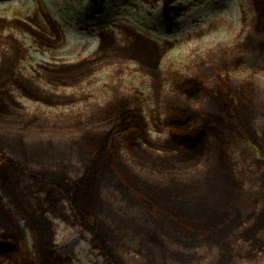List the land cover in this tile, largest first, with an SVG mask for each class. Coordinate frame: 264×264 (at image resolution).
Returning a JSON list of instances; mask_svg holds the SVG:
<instances>
[{
	"label": "rangeland",
	"instance_id": "obj_1",
	"mask_svg": "<svg viewBox=\"0 0 264 264\" xmlns=\"http://www.w3.org/2000/svg\"><path fill=\"white\" fill-rule=\"evenodd\" d=\"M168 5L165 0H0V83L11 82L0 104L5 112L0 115V233L14 243L18 238L20 249L0 257V264L21 263V250L36 264H161L162 259L182 264L166 244L143 241L142 231L133 228L143 223L136 213L138 204L130 206L115 186L103 185L116 216L104 215L103 207L99 216L114 221L124 215L127 220L117 249L120 257L112 256L102 242H94L101 228L104 231V221L98 217L105 226L93 224L83 211L78 215L73 197L61 194L56 180L67 174L74 181L80 165L71 162L84 165L85 157L71 149L73 143L79 133L106 118L104 112L122 97L140 108L144 131L139 139L145 148L160 156L170 149L180 153L185 148L176 145L172 131L184 128L181 124L188 120L192 126L204 124V115L214 111L215 104L208 95L189 102L174 93L175 86L209 76L212 69L226 87L245 94L240 96L247 98L242 113L252 115L256 136L242 127L239 136L213 125L203 136L206 149L187 168L161 172L142 165L137 150L117 139L98 164L114 169L116 181L122 180L132 193L128 173L139 179L136 185L172 178L189 184L187 191L173 189L179 199L186 200V206L199 205L193 212L205 209L243 221L238 236L260 221L264 160L246 141L264 152V60L260 67L245 61H261L255 40L264 39V19L253 0H173ZM17 45L23 58H16ZM237 57L244 58L241 69L234 66ZM218 83L211 81L210 89H217ZM44 96L48 100L41 99ZM173 103L192 113L174 122L169 111ZM19 135L25 138L23 148L13 146ZM43 141L52 150H39ZM61 151L68 159L58 154ZM12 157L16 170L8 161ZM3 213L22 235L15 226H1ZM259 237L256 252L255 240L241 239L231 264H264V228ZM206 246L192 251L199 254L192 264H215L218 250Z\"/></svg>",
	"mask_w": 264,
	"mask_h": 264
},
{
	"label": "trees",
	"instance_id": "obj_2",
	"mask_svg": "<svg viewBox=\"0 0 264 264\" xmlns=\"http://www.w3.org/2000/svg\"><path fill=\"white\" fill-rule=\"evenodd\" d=\"M105 1V0H96ZM173 0H165L166 7ZM255 8L258 11L260 18L264 19V0H253ZM169 8V7H168ZM44 12V11H43ZM52 21V20H50ZM264 32V31H263ZM260 37H264V34H260ZM257 36V39H260ZM59 39V36L58 38ZM264 39L255 40L258 42V48L261 53V61L252 58L251 60H244L247 64L260 67V63L264 60ZM19 45H17L16 58L20 59L21 53L23 52ZM254 50V49H253ZM244 59V58H242ZM237 57L233 62L236 69L243 67V60ZM7 61V60H6ZM212 74L209 76L193 77L187 82H182L179 86H175L174 93L182 98L190 101H198L202 95H208L212 99V103L215 104V110L206 113L204 116L205 123L200 126H192L190 120L183 122L181 124V129H175L172 131V137L176 145L183 146L185 149L180 153L175 150H167L164 155H155L149 149L143 146L140 141L141 133H143L144 128L142 127L143 119L140 113V108L134 107L129 104L128 98L122 97L118 99L117 103L112 105L104 114L106 118H102L99 121L91 124L88 129L84 130L83 133H79L75 140L74 148H71L75 153L84 155L85 161L84 165L79 164V162H71L73 166H79V172L77 177L72 181L71 177L62 175L61 178H57L56 184L57 188L61 194H66L72 196V204H76L77 214H81V211L86 213L88 219L93 224H102L98 217L101 218L105 223L104 231L101 228L99 236L94 238L95 241L102 242L103 248H105L112 256L120 257L118 255V245L121 243L120 235L122 231H125L122 227L123 224L127 222L124 215H119L114 221L108 217H100L102 207L104 208V215L106 216H116L114 214L115 210L107 202L103 191V185L106 187L115 186L122 196L124 201H126L130 206L138 204L137 209L140 216L142 217V222L135 224L133 228L140 229L142 231L143 241L152 245L166 244L168 249H172L173 259L181 261L182 264H192L199 255L198 252L192 253L197 248L205 246L207 244V249L218 250L215 254V264H231L236 255L239 254L236 244L241 241V239L250 243L251 240H255L253 245L255 252L257 251L256 246L259 243V232L264 228V214L260 221L253 226L246 229V231L237 235V230L243 227L245 224L243 221L238 222L236 218H229L227 214L217 213L211 215L205 209L199 212H193L192 210L197 207L192 205L186 206L188 203L186 200L179 199V193L173 191V189L181 187L189 188V184H180L176 182L175 179H171L169 182L164 181L163 183L143 181L141 185L135 184L138 178L134 177L128 173L130 181L134 184L135 191L131 192V189L127 187L122 180H117V175L114 169L110 170V166L105 167L100 166L98 161L101 159L102 153H105L109 148H115L114 140L122 139L128 146L133 150H137V158L140 163L144 166H149L153 172H161L167 170H178L179 167L187 168L191 161H193L198 154L206 149L204 142V134H206V129L218 125L229 130L232 133L241 135V130H248L255 136L257 135V128L254 122L251 121L252 115H243L241 106L244 100L247 98L245 94L239 90V88L233 89L224 84L221 81V74L212 69ZM217 81L218 88H211V81ZM222 83V84H221ZM11 85L8 80L2 81L0 83V104L6 99L7 87ZM40 98V97H39ZM41 99L48 100L46 96ZM52 103V102H49ZM3 109H0V115L5 114ZM169 111L175 116L174 122H181L184 120L185 116L192 113L190 109H186L180 104H169ZM252 111V110H249ZM201 117V115H197ZM29 125V124H27ZM241 127L243 129H241ZM106 131L102 133L104 130ZM99 131V132H98ZM244 138V137H242ZM13 146H19L23 148V142L25 138L21 135L13 139ZM6 142V141H5ZM247 144L251 145L255 152H258L261 159L264 160V152L258 149L257 143L247 140ZM42 149H51L52 145L49 143L41 142ZM95 145L96 147H93ZM154 146L153 144H151ZM37 151V150H36ZM95 151V152H94ZM2 152V150H0ZM40 152V151H38ZM110 153V152H109ZM31 154H34L32 152ZM61 156L66 155L64 152L58 153ZM107 155H103V157ZM83 157V158H84ZM113 155L111 156L112 159ZM68 159V158H67ZM11 168L18 169V165L15 159H8ZM258 164L261 163L260 160L257 161ZM66 164L68 162L66 161ZM173 168V169H172ZM122 170V169H121ZM38 180V176L34 177ZM39 181V180H38ZM138 183V182H137ZM114 184V185H113ZM54 185V183H53ZM183 185V186H181ZM117 186V187H116ZM180 189V188H179ZM55 190V189H53ZM50 190V193H54ZM187 191V190H185ZM184 206L186 209H184ZM3 221L1 226L7 225V227L12 229L15 226L17 232L22 235L21 231L18 229V225L6 219V216L2 215ZM90 222L89 225H90ZM14 228V227H13ZM103 234L105 237H103ZM16 237H18L15 234ZM235 238L231 239V238ZM101 240H100V239ZM176 244L180 248H171L170 245ZM19 249V243L17 238V243L13 242L12 237L6 234L0 233V257L10 256L16 252V248ZM253 249V248H252ZM20 250V249H19ZM18 251V250H17ZM115 254V255H113ZM19 264H36V262L30 257L27 252L20 251ZM167 260V259H166ZM161 264H168L163 259Z\"/></svg>",
	"mask_w": 264,
	"mask_h": 264
},
{
	"label": "bare ground",
	"instance_id": "obj_3",
	"mask_svg": "<svg viewBox=\"0 0 264 264\" xmlns=\"http://www.w3.org/2000/svg\"><path fill=\"white\" fill-rule=\"evenodd\" d=\"M61 36V35H60Z\"/></svg>",
	"mask_w": 264,
	"mask_h": 264
}]
</instances>
